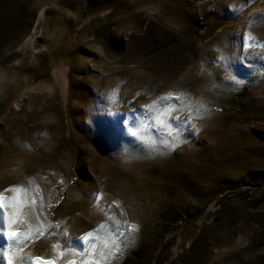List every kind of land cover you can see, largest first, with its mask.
Wrapping results in <instances>:
<instances>
[{"label": "rangeland", "instance_id": "rangeland-1", "mask_svg": "<svg viewBox=\"0 0 264 264\" xmlns=\"http://www.w3.org/2000/svg\"><path fill=\"white\" fill-rule=\"evenodd\" d=\"M0 2L13 264H264V0Z\"/></svg>", "mask_w": 264, "mask_h": 264}, {"label": "snow or ice", "instance_id": "snow-or-ice-1", "mask_svg": "<svg viewBox=\"0 0 264 264\" xmlns=\"http://www.w3.org/2000/svg\"><path fill=\"white\" fill-rule=\"evenodd\" d=\"M244 47L247 48L248 47V44L245 43L244 44ZM167 96L169 98H172V99H176L177 98V95L176 94H173V93H168ZM207 111V109H205L203 107V105L200 106L199 108V111H197L196 113V117H199L200 115H202L203 113H205ZM172 119H176L178 121H186V122H189L187 120V118L185 117H180V116H177V117H172ZM157 123H162V121L160 120H157ZM181 138L179 137V135L177 136V142H180ZM166 143V142H165ZM176 144L173 143L172 144V147H175ZM17 186H12V188H16ZM97 200L99 199V196H96L95 197ZM2 207H3V202H2V197H0V215H2ZM109 206L105 205V208H108ZM113 223H118L116 221H113ZM105 224L106 222H102L100 225H98L97 229H92L86 233H84L83 235L79 236L78 239L83 243V242H87V243H91L92 239L94 238V234H99L100 230H103L105 228ZM8 227V224L5 222L3 223L2 225H0V234H2L5 238H7L8 240H19L20 236L22 235L21 233L19 232H16V231H7L5 230L6 228ZM127 230H128V233L131 234L132 232H134L136 230L135 226L134 225H127ZM127 242V241H126ZM67 245L65 244V247ZM53 248H57V247H60L59 245H52ZM93 248L96 247V245H92ZM112 248H117V245L116 244H113L111 246ZM118 254V251L116 253H113V255H117ZM0 256H2L4 259H6L7 261V264H13V258L9 256V253L8 251L6 250H0ZM23 259V256L21 257ZM36 260H40L41 258H35ZM42 264H54L53 261L51 260H43L42 261ZM96 264H99V261L96 262Z\"/></svg>", "mask_w": 264, "mask_h": 264}, {"label": "trees", "instance_id": "trees-1", "mask_svg": "<svg viewBox=\"0 0 264 264\" xmlns=\"http://www.w3.org/2000/svg\"><path fill=\"white\" fill-rule=\"evenodd\" d=\"M0 4H2V3L0 2ZM180 257H181V256H180ZM178 258H179V257H178ZM173 263H174L173 261L170 262V264H173Z\"/></svg>", "mask_w": 264, "mask_h": 264}, {"label": "bare ground", "instance_id": "bare-ground-1", "mask_svg": "<svg viewBox=\"0 0 264 264\" xmlns=\"http://www.w3.org/2000/svg\"><path fill=\"white\" fill-rule=\"evenodd\" d=\"M62 67V66H61ZM60 68V67H59ZM55 72V71H54ZM56 74V73H55ZM58 74V73H57ZM58 75H60V74H58Z\"/></svg>", "mask_w": 264, "mask_h": 264}]
</instances>
